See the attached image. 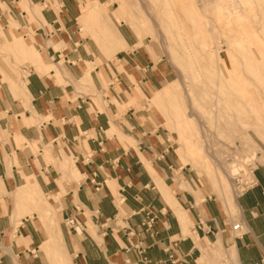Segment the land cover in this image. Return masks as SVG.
<instances>
[{
    "label": "crops",
    "instance_id": "crops-1",
    "mask_svg": "<svg viewBox=\"0 0 264 264\" xmlns=\"http://www.w3.org/2000/svg\"><path fill=\"white\" fill-rule=\"evenodd\" d=\"M57 1L58 11L54 0H28L34 12L24 6L43 19L34 29L36 44L47 47L48 71L30 68L18 85L23 99L15 98L0 79V114H7L0 116V129L7 132L0 133V264H171L167 259L172 250L182 264H200L201 244H214L219 238L229 256L235 253V264L264 259V162L255 166L233 208L203 194L199 201L183 190L178 177L183 167L169 159L164 147H154L157 140L147 120L142 121L144 116L132 108L121 113L115 103L125 102V92L135 88L133 83L123 80L114 60L87 51L85 40L74 30L79 14L75 0ZM97 1L109 10V1ZM2 2L8 8L0 6L6 21L12 17L30 28L26 10L19 7L21 0ZM113 18L105 19L116 32L108 41L113 55L123 65H142L139 85L143 87L147 78L151 80L147 64L134 49L118 51L130 44ZM12 34L17 37L13 30ZM97 58L101 65L87 71L86 64ZM43 65L39 67L47 70ZM102 68L111 81L110 93L97 100L84 93L82 79H92L101 91ZM50 143L59 158L65 148L80 165L65 157L63 168L72 170L74 181L64 182L60 209L54 208L62 219L44 226L36 211L28 213L34 202L26 197L34 190L43 195L61 191L58 167L44 155ZM236 209L238 222L226 212ZM66 217L76 218L80 230L66 226ZM150 218L153 226L148 229L144 223ZM188 222L193 236L186 235ZM238 223L240 234L233 229ZM194 235L212 242L198 244Z\"/></svg>",
    "mask_w": 264,
    "mask_h": 264
},
{
    "label": "rangeland",
    "instance_id": "rangeland-1",
    "mask_svg": "<svg viewBox=\"0 0 264 264\" xmlns=\"http://www.w3.org/2000/svg\"><path fill=\"white\" fill-rule=\"evenodd\" d=\"M108 1L111 4L109 10L106 4L100 5L97 0H75L79 14L76 19L77 28L74 30L85 40V48L90 54L94 52L105 60H114L123 80L133 83L135 88L125 92V102H115L119 111L127 114V110L132 108V112L144 116L142 121L147 120L152 136L156 137L153 139L157 140L153 141L154 147H164L169 159L183 167L178 171L183 190L197 195L199 201L204 199L199 194H203L217 200L223 207L225 203L233 208L235 196L250 182L255 166L264 162V0H239L242 9L231 15L227 13V9L217 6L228 5L231 0H99L101 3ZM54 3L58 11L59 2L54 0ZM19 5L26 10L31 26L24 28L12 17L6 21L0 13V79L8 85L15 98L23 99L19 83L24 81L30 68L47 72L49 59L47 47L36 44L38 40L35 38L34 27L39 25L38 20H43L42 17L24 8L27 5L34 12V6L31 7L28 0H21ZM0 6L8 10L2 0ZM112 14L119 23L114 21ZM109 16L130 44L127 46L125 43L118 51L134 49L138 59L147 64V77H151V80L147 78V84L143 87L139 85L142 65L139 64V68L123 65L115 58L116 54L113 55L112 45L108 41L115 35L105 23ZM217 17L222 19L218 20ZM218 21L220 22L217 23ZM106 29H110L112 34L107 33ZM251 39L253 42L258 40L259 44L251 42ZM28 42L32 44L29 45ZM216 44L222 46L219 50L216 49L219 53L209 50ZM31 45L32 48L29 47ZM41 64L47 70H42L39 67ZM95 65H101L100 58L93 63L88 62L85 69L91 71ZM113 76L114 82H117V76L114 73ZM99 77L101 91L94 87L92 79H82L84 93L97 100H101L103 94L110 93L111 83L103 68ZM167 86L171 87L169 95L163 94ZM116 88L121 90V84L116 83ZM188 89L191 92L189 98L197 106L207 104L214 98L218 100L217 116L212 121H216L219 127L213 124L211 130L214 132H208L213 133L207 148L211 161L195 160L188 148V143L196 138L192 135L194 122L189 121L191 125L188 126L184 119L188 107L183 94ZM247 96L249 100H246ZM252 99L257 102H252ZM5 115L7 114H0ZM0 130L1 134L7 133ZM16 140L20 146L21 143ZM128 140L133 142L132 139ZM44 153L46 161H52L58 167L61 191L54 195H43L34 190L31 196L26 197L34 202V207L28 213L36 211L44 226L57 225L62 218L54 208L60 209L62 195L65 193L63 184L74 181L72 170L64 169L62 163L68 157L74 166L79 168L80 164L72 154L65 152V148L61 150L62 158H59L52 143L44 149ZM208 163H211L210 169ZM213 164L223 176L224 196L216 191ZM182 171L185 176H182ZM203 188L206 192H203ZM172 195L175 198L174 192ZM226 212L234 222H238L237 209ZM191 225L188 222L186 235L193 236ZM237 225L239 228L235 227ZM237 225L233 229L236 234H240L238 230L241 225ZM193 238L197 243L209 240L200 239L197 235ZM215 246V243L208 244L210 257H202L200 264H235L232 252L229 256L225 247L218 250V253L214 250Z\"/></svg>",
    "mask_w": 264,
    "mask_h": 264
},
{
    "label": "bare ground",
    "instance_id": "bare-ground-1",
    "mask_svg": "<svg viewBox=\"0 0 264 264\" xmlns=\"http://www.w3.org/2000/svg\"><path fill=\"white\" fill-rule=\"evenodd\" d=\"M216 2V1H215ZM214 2V3H215ZM228 2H229V0H228ZM208 3V2H207ZM247 5H249V3L247 2ZM218 7H221V9H227L228 10V14H236V13H239V11L242 9V6H241V4L239 3V0H231V3L230 4H228V5H217ZM250 7V6H249ZM220 11V10H219ZM116 15H118V14H116ZM241 16V15H240ZM235 18V17H234ZM216 19H218V17L216 18ZM222 19V18H221ZM221 19H218V20H221ZM230 21V20H229ZM229 21H228V23H229ZM220 21H218L217 23H219ZM209 24V22H207V20H206V25H208ZM231 24V23H230ZM228 25V24H227ZM247 25V24H246ZM249 25V24H248ZM251 25V24H250ZM249 25V26H250ZM230 25H228V27H229ZM253 27H255L254 26V24H253ZM245 28V27H244ZM244 28H242V29H244ZM226 29H229V28H226ZM225 29V30H226ZM257 29V28H256ZM106 32L107 33H109V34H112V33H110L111 31H110V29L108 30V29H106ZM224 32V31H223ZM227 33V32H226ZM114 34H115V32H114ZM211 34V33H210ZM229 34H231V33H229ZM253 34V33H252ZM250 35V34H249ZM248 35V36H249ZM204 35H203V33H202V37H203ZM216 37V39L218 38L217 36H215ZM255 37V36H254ZM256 38V37H255ZM260 38V37H259ZM215 39V40H216ZM250 39V38H249ZM253 39H251V42H253L252 41ZM256 40V39H255ZM258 41V40H257ZM257 41H254V42H257ZM215 42V41H214ZM253 42V43H254ZM216 43V42H215ZM258 43V42H257ZM256 44V43H255ZM259 44V43H258ZM210 45V44H209ZM254 45V44H253ZM205 47H206V44H205ZM208 47V46H207ZM219 47H222V46H218L217 44L216 45H214V46H212V47H210L209 48V50L211 51V52H215V53H219ZM225 47V46H224ZM244 47V46H243ZM242 47V48H243ZM249 48V47H248ZM216 49H218V50H216ZM222 49V48H221ZM246 49V48H245ZM249 69V68H248ZM239 71V70H238ZM229 72V71H228ZM234 73V72H233ZM229 74H231V73H229ZM186 78V77H185ZM219 81V80H218ZM216 82V81H215ZM171 88V87H170ZM170 88H169V86H167V87H165L164 88V90H163V94H165V95H169V93H170ZM239 90H241V89H238V91ZM243 90V89H242ZM186 91V90H185ZM220 92H222L221 90H220ZM229 92V91H228ZM184 96V99H185V101H186V103H187V107H188V113L187 114H185L184 115V119H185V122L187 123V125L189 126V124H190V122L189 121H193L194 122V126H195V128L194 129H192V131H193V133H195V134H193L192 133V135H195L196 136V138H195V140H191L190 142H189V140H188V148L190 149V151H191V153H192V155H194V159L195 160H202V161H205L206 162V160L207 159H210V161H211V155H209V152H208V150H207V148H209L208 147V145H209V138H210V136L213 134H210V133H208L209 131H211V132H214V131H212L211 130V127H212V125L214 124V126H218L219 127V125L216 123V121L214 122V121H212V119L213 118H215L216 119V116H217V112H218V100L216 99V98H214V99H211L207 104H201V105H196V103H195V101H193L191 98H189V95H191V92L189 93V89H188V91L187 92H184V94H183ZM171 96V95H170ZM228 96V95H227ZM226 97V96H225ZM245 98V97H244ZM248 99V96L246 97V100ZM249 100V99H248ZM252 102H257V100L256 99H252ZM229 104V103H228ZM180 107V106H179ZM220 122V121H219ZM197 123H198V125H197ZM191 125V124H190ZM192 127V126H191ZM216 127H215V129H216ZM220 127H221V125H220ZM193 128V127H192ZM184 132H185V130H183ZM216 131V130H215ZM183 132V133H184ZM233 132H235V131H233ZM212 142V141H211ZM212 151V150H211ZM210 151V153L212 154V152ZM204 152H205V154H204ZM211 157V158H210ZM214 157V156H213ZM215 159V158H214ZM217 159V158H216ZM218 161V160H217ZM220 162V161H219ZM222 163V162H221ZM209 164V163H208ZM210 166H209V169L211 168V163L209 164ZM213 174H214V176H213V179H214V181H215V183H216V187H217V190L216 191H218L222 196H224V194H225V189H224V185H223V176H222V174H219V171L217 170V166L216 165H214L213 164ZM228 176H229V174H228ZM34 181V180H33ZM217 192V193H218ZM235 200H236V196H235ZM199 244V243H198ZM216 244V248L214 249V250H221V249H225L224 247V243H223V240L221 239V238H219L218 239V241L215 243ZM201 248H202V250H203V256L202 257H204V258H208V257H210V252L208 251V244H201ZM210 250V249H209ZM216 251V252H217ZM219 251H218V253H219ZM222 252V251H221ZM235 254V253H234ZM216 255V254H215Z\"/></svg>",
    "mask_w": 264,
    "mask_h": 264
},
{
    "label": "built area",
    "instance_id": "built-area-1",
    "mask_svg": "<svg viewBox=\"0 0 264 264\" xmlns=\"http://www.w3.org/2000/svg\"><path fill=\"white\" fill-rule=\"evenodd\" d=\"M145 226L150 229L153 226V218L148 219V221H145ZM65 225L68 226L70 229L74 231H78L81 228L80 222L73 217H66L65 218ZM236 228H239V226H235ZM168 261H170L171 264H182L183 261L178 258L176 253L172 250V252L168 256ZM166 261H161L159 264H164ZM251 264H264V259H262L259 262L251 263Z\"/></svg>",
    "mask_w": 264,
    "mask_h": 264
}]
</instances>
